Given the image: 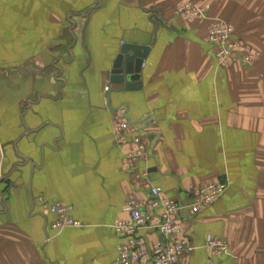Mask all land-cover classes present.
<instances>
[{
  "label": "crops",
  "instance_id": "obj_1",
  "mask_svg": "<svg viewBox=\"0 0 264 264\" xmlns=\"http://www.w3.org/2000/svg\"><path fill=\"white\" fill-rule=\"evenodd\" d=\"M187 3L208 19L187 25ZM215 20L251 63L220 68ZM124 44L151 52L141 89L109 105ZM218 183L214 205L178 216L196 247L184 264H264V0H0V264H111L129 200L156 215L151 187L185 205ZM40 200L84 227L52 230ZM213 236L227 255L204 249Z\"/></svg>",
  "mask_w": 264,
  "mask_h": 264
},
{
  "label": "built area",
  "instance_id": "obj_2",
  "mask_svg": "<svg viewBox=\"0 0 264 264\" xmlns=\"http://www.w3.org/2000/svg\"><path fill=\"white\" fill-rule=\"evenodd\" d=\"M210 5L198 6L187 3L179 9V16L187 25L208 19ZM209 34V41L214 47V57L223 68L233 63H251L254 55L237 38L235 30L222 20H215ZM106 93L111 89L107 83L103 88ZM128 124L122 125V130ZM228 189L227 183L211 184L202 187L190 195V203L169 200L163 197L159 188H150L151 206L156 215L148 212L146 207L129 200L127 211L129 219L115 224V231L123 240L118 248V257L111 264H184L185 259L194 253L196 247L191 242L186 230L180 225L178 216L189 211L196 216L220 200ZM43 211L55 216L50 228L58 231L66 228H83L84 224L73 218L74 208L60 203L47 204L40 200ZM155 230L159 234L158 241L148 246L145 232ZM144 234V235H143ZM204 249L216 257L229 253L224 239L210 237Z\"/></svg>",
  "mask_w": 264,
  "mask_h": 264
},
{
  "label": "water",
  "instance_id": "obj_3",
  "mask_svg": "<svg viewBox=\"0 0 264 264\" xmlns=\"http://www.w3.org/2000/svg\"><path fill=\"white\" fill-rule=\"evenodd\" d=\"M151 52L150 47L124 44L115 60L111 72L110 83L122 85L121 90L110 89L108 102L111 103V93L114 91H134L142 87V69L145 60Z\"/></svg>",
  "mask_w": 264,
  "mask_h": 264
}]
</instances>
